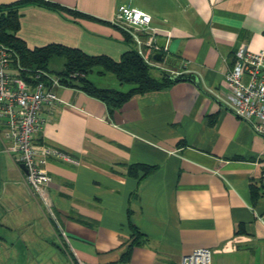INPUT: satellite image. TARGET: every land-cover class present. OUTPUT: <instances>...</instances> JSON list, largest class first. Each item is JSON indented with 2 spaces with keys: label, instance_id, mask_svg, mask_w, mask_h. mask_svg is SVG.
I'll return each instance as SVG.
<instances>
[{
  "label": "crops",
  "instance_id": "crops-1",
  "mask_svg": "<svg viewBox=\"0 0 264 264\" xmlns=\"http://www.w3.org/2000/svg\"><path fill=\"white\" fill-rule=\"evenodd\" d=\"M51 1L78 15L24 6L17 34L29 47L60 43L118 60L128 45L113 19L126 5L151 15L154 57L194 80L114 109L56 86L61 104L34 140L65 156L48 158L41 194L7 151L0 118V231H21L0 234V257L11 263L17 245L55 235L71 248L60 264H181L199 247L212 250V264H264V136L223 100L238 49H264V0ZM132 164L152 169L130 175Z\"/></svg>",
  "mask_w": 264,
  "mask_h": 264
},
{
  "label": "built area",
  "instance_id": "built-area-1",
  "mask_svg": "<svg viewBox=\"0 0 264 264\" xmlns=\"http://www.w3.org/2000/svg\"><path fill=\"white\" fill-rule=\"evenodd\" d=\"M151 15L126 5L116 10L113 24L132 40L137 53L150 66L163 67L154 57L161 47L156 41L157 28ZM13 52L0 43V118L4 123L7 151L22 169L26 184L33 194H41L51 180L46 163L50 156L65 155L52 146L38 144L34 135L61 104L54 91L63 83L60 76L37 69L29 78L13 65ZM77 73H73L76 76ZM178 75V74H177ZM224 103L253 130L264 136V49L251 51L242 46L235 53L233 64L224 72ZM65 85V84H64ZM212 250L199 247L184 255L181 264H212ZM80 264H84L81 262Z\"/></svg>",
  "mask_w": 264,
  "mask_h": 264
},
{
  "label": "trees",
  "instance_id": "trees-1",
  "mask_svg": "<svg viewBox=\"0 0 264 264\" xmlns=\"http://www.w3.org/2000/svg\"><path fill=\"white\" fill-rule=\"evenodd\" d=\"M31 4L58 12L64 11L74 17L78 15L71 8L51 0H19L0 4V43L12 50L13 65L24 77L29 78L30 74L34 75L37 69L56 74L60 76L63 84L85 90L105 101L111 109L120 107L133 94L167 88L182 79L194 80L192 74H180L172 77L169 73L160 71L159 76L154 75L152 73L153 67L145 63L137 53L130 37L124 32L122 33H124V41L128 45V50L118 60L106 54H89L80 48L60 43H50L31 48L17 34L20 25V9ZM55 56H63L65 59L64 68L59 72H52L48 68L50 60ZM93 68H99L100 74L112 72L119 82L131 83L132 86L126 91L110 87H98L88 78V73ZM73 73H77V75L73 76ZM140 169L148 173L152 166L132 164L128 168V173L137 176Z\"/></svg>",
  "mask_w": 264,
  "mask_h": 264
},
{
  "label": "rangeland",
  "instance_id": "rangeland-1",
  "mask_svg": "<svg viewBox=\"0 0 264 264\" xmlns=\"http://www.w3.org/2000/svg\"><path fill=\"white\" fill-rule=\"evenodd\" d=\"M64 63H65V59L63 56H55L50 60V62L48 64V68L51 69V71L58 72V71L63 69ZM152 67H153L152 73L156 76L160 75V71H164L166 73H169L171 76L174 75V77L177 76V74L174 70L172 71L170 68H167L165 66H163V67L152 66ZM178 75H180V74H178ZM88 78H90L91 80L96 82V85H98V86H101L103 84H105L103 86H111L110 84H112V82H115L116 87H113V88H116V89L122 90V91H126L132 86L131 83L119 82L118 79L116 78L115 74L112 72H106L104 74H100L99 68H93V70H91L88 73ZM46 214H47V212H46ZM19 232H21V231L4 230V231H0V234L5 235V236L7 235L8 237H13L12 234H18ZM8 242L13 243V240H8ZM39 244H40V246L35 245L32 247L21 246V245L18 246L17 245V248L19 247L18 248L19 255H18V251H17L16 253L18 256L17 255L15 256V260L11 263H6L5 259L0 257V264H60L58 262L59 259L64 260V258H67L69 260L68 253L71 252V248L67 242L62 241V239L60 240L57 236H55V235L49 236V239H47V242H45V240H41ZM14 250H16V248H14ZM32 254L35 256V260L28 262L27 259H28V257H32ZM51 255H53V256H51ZM56 256H58L59 259L58 258L55 259ZM38 257H39V259H37ZM51 259L53 261H51ZM2 260H4V261H2Z\"/></svg>",
  "mask_w": 264,
  "mask_h": 264
},
{
  "label": "water",
  "instance_id": "water-1",
  "mask_svg": "<svg viewBox=\"0 0 264 264\" xmlns=\"http://www.w3.org/2000/svg\"><path fill=\"white\" fill-rule=\"evenodd\" d=\"M21 168H22L23 170H25V166H24L23 164H21Z\"/></svg>",
  "mask_w": 264,
  "mask_h": 264
}]
</instances>
